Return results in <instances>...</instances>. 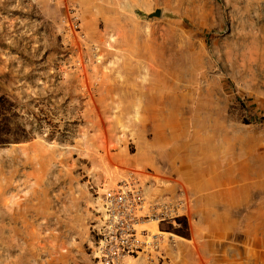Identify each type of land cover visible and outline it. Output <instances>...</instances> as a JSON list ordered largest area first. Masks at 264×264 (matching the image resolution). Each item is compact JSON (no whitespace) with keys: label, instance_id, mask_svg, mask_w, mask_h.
<instances>
[{"label":"rangeland","instance_id":"obj_1","mask_svg":"<svg viewBox=\"0 0 264 264\" xmlns=\"http://www.w3.org/2000/svg\"><path fill=\"white\" fill-rule=\"evenodd\" d=\"M0 94L55 124L0 147V264H97L104 194L190 193L149 166L173 157L239 164V240L264 264V0H0Z\"/></svg>","mask_w":264,"mask_h":264},{"label":"crops","instance_id":"obj_2","mask_svg":"<svg viewBox=\"0 0 264 264\" xmlns=\"http://www.w3.org/2000/svg\"><path fill=\"white\" fill-rule=\"evenodd\" d=\"M170 162H173V167L168 166ZM167 163L150 162L149 166L154 174L162 177L178 178L181 175L189 179L190 193L185 191L189 204L185 210L187 217L184 218L189 224V236H165L171 233L154 235L159 241L157 253L160 264H246L245 243L239 240V236L245 234L243 222L246 214L243 210L246 204L229 198V187L239 184V164L194 158L189 174H183L177 168L174 157ZM144 179L147 181L146 192L152 199L176 196L178 187L173 182L158 181L153 176ZM159 226L156 225L160 232Z\"/></svg>","mask_w":264,"mask_h":264},{"label":"built area","instance_id":"obj_3","mask_svg":"<svg viewBox=\"0 0 264 264\" xmlns=\"http://www.w3.org/2000/svg\"><path fill=\"white\" fill-rule=\"evenodd\" d=\"M189 199L179 188L174 198L152 199L136 178L129 176L116 189L104 194L100 223L96 228L94 260L97 264H132L143 256L145 264L159 262L151 252L159 250V241L143 224L172 223L187 217ZM158 259V260H157Z\"/></svg>","mask_w":264,"mask_h":264},{"label":"trees","instance_id":"obj_4","mask_svg":"<svg viewBox=\"0 0 264 264\" xmlns=\"http://www.w3.org/2000/svg\"><path fill=\"white\" fill-rule=\"evenodd\" d=\"M46 126L55 127L48 115H36L9 96L0 94V147L30 142ZM175 223L179 228L173 232L178 236L188 237L186 219L177 220Z\"/></svg>","mask_w":264,"mask_h":264},{"label":"water","instance_id":"obj_5","mask_svg":"<svg viewBox=\"0 0 264 264\" xmlns=\"http://www.w3.org/2000/svg\"><path fill=\"white\" fill-rule=\"evenodd\" d=\"M161 15V13L159 11L155 12L154 14H152L153 17H159Z\"/></svg>","mask_w":264,"mask_h":264}]
</instances>
